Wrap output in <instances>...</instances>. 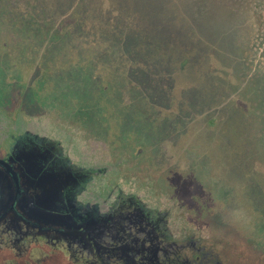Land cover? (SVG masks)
Listing matches in <instances>:
<instances>
[{"label": "rangeland", "instance_id": "obj_1", "mask_svg": "<svg viewBox=\"0 0 264 264\" xmlns=\"http://www.w3.org/2000/svg\"><path fill=\"white\" fill-rule=\"evenodd\" d=\"M218 8L231 15L196 0H0V73H33L29 95L97 119L111 145H165L160 176L206 246L264 264V0ZM236 209L251 231L225 223Z\"/></svg>", "mask_w": 264, "mask_h": 264}, {"label": "flooded vegetation", "instance_id": "obj_2", "mask_svg": "<svg viewBox=\"0 0 264 264\" xmlns=\"http://www.w3.org/2000/svg\"><path fill=\"white\" fill-rule=\"evenodd\" d=\"M7 71L0 264H226L165 186V145H111L97 119L29 95L33 73Z\"/></svg>", "mask_w": 264, "mask_h": 264}, {"label": "trees", "instance_id": "obj_3", "mask_svg": "<svg viewBox=\"0 0 264 264\" xmlns=\"http://www.w3.org/2000/svg\"><path fill=\"white\" fill-rule=\"evenodd\" d=\"M250 1L252 0H196L197 4H200L201 7L205 8L206 13H209L207 10L213 9L212 16L220 20H222V18L225 17V15H231V13L228 12L224 13L223 10H220L218 8L220 5L228 4L232 6H237V5L247 4Z\"/></svg>", "mask_w": 264, "mask_h": 264}, {"label": "clouds", "instance_id": "obj_4", "mask_svg": "<svg viewBox=\"0 0 264 264\" xmlns=\"http://www.w3.org/2000/svg\"><path fill=\"white\" fill-rule=\"evenodd\" d=\"M224 221L227 224L238 227L242 232L251 231V219L243 210H233L229 215L224 217Z\"/></svg>", "mask_w": 264, "mask_h": 264}]
</instances>
